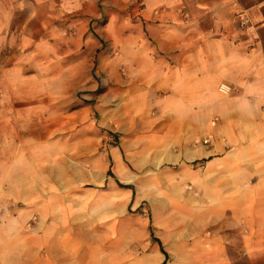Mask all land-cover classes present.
Returning a JSON list of instances; mask_svg holds the SVG:
<instances>
[{
	"label": "crops",
	"instance_id": "0c3cea01",
	"mask_svg": "<svg viewBox=\"0 0 264 264\" xmlns=\"http://www.w3.org/2000/svg\"><path fill=\"white\" fill-rule=\"evenodd\" d=\"M108 194L264 259V0H0V264H107Z\"/></svg>",
	"mask_w": 264,
	"mask_h": 264
},
{
	"label": "rangeland",
	"instance_id": "374dc122",
	"mask_svg": "<svg viewBox=\"0 0 264 264\" xmlns=\"http://www.w3.org/2000/svg\"><path fill=\"white\" fill-rule=\"evenodd\" d=\"M106 201L107 264H264V259L244 255L242 236L227 234L233 228L202 227L198 220L181 216L170 202L153 208L140 195L139 204L123 203L119 211L118 194H108ZM115 223L116 231L110 232ZM95 245L91 243L92 249ZM93 257L92 252L91 264H98Z\"/></svg>",
	"mask_w": 264,
	"mask_h": 264
},
{
	"label": "built area",
	"instance_id": "2783aa9c",
	"mask_svg": "<svg viewBox=\"0 0 264 264\" xmlns=\"http://www.w3.org/2000/svg\"><path fill=\"white\" fill-rule=\"evenodd\" d=\"M220 89L222 90V91H224V92H227V91H229V86H225V85H222V86H220ZM209 139L208 138H205L204 140H203V142H207Z\"/></svg>",
	"mask_w": 264,
	"mask_h": 264
},
{
	"label": "trees",
	"instance_id": "16d2710c",
	"mask_svg": "<svg viewBox=\"0 0 264 264\" xmlns=\"http://www.w3.org/2000/svg\"><path fill=\"white\" fill-rule=\"evenodd\" d=\"M153 239L157 240L156 238H153ZM163 263H164V262H163Z\"/></svg>",
	"mask_w": 264,
	"mask_h": 264
}]
</instances>
